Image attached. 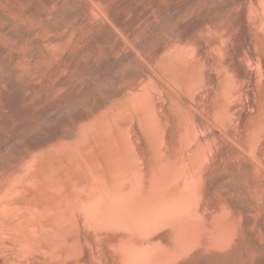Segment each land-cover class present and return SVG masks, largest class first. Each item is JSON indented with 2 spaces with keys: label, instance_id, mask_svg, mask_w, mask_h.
Returning <instances> with one entry per match:
<instances>
[{
  "label": "bare ground",
  "instance_id": "bare-ground-1",
  "mask_svg": "<svg viewBox=\"0 0 264 264\" xmlns=\"http://www.w3.org/2000/svg\"><path fill=\"white\" fill-rule=\"evenodd\" d=\"M169 15L175 21L166 27ZM129 38L134 51L103 61L115 87L97 100L103 109L116 98L119 136L104 131L103 148L68 173L50 223L26 227L40 230V239L20 242L63 244L68 257L85 240L69 226L90 222L123 232L85 241L91 252L65 264H248L249 249L264 264V247L249 230L253 211L264 213V0H169ZM9 84L7 107L26 128L34 117L23 88ZM58 132L52 126L27 141L37 146ZM218 195L226 200L220 207ZM161 225L164 232L150 234Z\"/></svg>",
  "mask_w": 264,
  "mask_h": 264
},
{
  "label": "rangeland",
  "instance_id": "rangeland-1",
  "mask_svg": "<svg viewBox=\"0 0 264 264\" xmlns=\"http://www.w3.org/2000/svg\"><path fill=\"white\" fill-rule=\"evenodd\" d=\"M109 1L111 12L104 0H0L3 14L0 19V204H4L0 206V264L77 262L92 250L85 241L91 242L96 237L101 244L123 232L117 226L100 231L90 222L69 226L73 232L79 227L76 232L84 235L85 240L77 243L68 257L63 244L51 246L54 248L36 244L26 247L20 242L29 235L40 239V230L25 231L26 227L35 221L50 223L58 196L69 187L68 173L78 170L83 155L103 148L104 131L119 136L116 98L109 100V96L107 107H97L99 98L115 85L103 63L134 51L130 33L142 31L146 21L155 15L157 5L169 2ZM71 7L75 12L64 16V11ZM161 21L169 27L175 18L169 15ZM151 38L154 39V34ZM118 41L124 46L115 45ZM10 81L22 86V103L34 117L26 128H17V118L7 107ZM52 126L59 131L54 139L33 147L28 143L29 137L45 135ZM143 129L141 126L143 138L149 140V132ZM223 202L226 200L218 195L215 205L220 207ZM260 213L253 211L249 230L264 247V225H259L264 213ZM166 229L161 225L150 234ZM257 256L258 251L249 249L247 263L255 264ZM112 258L116 257L112 255ZM115 261L118 262L117 258Z\"/></svg>",
  "mask_w": 264,
  "mask_h": 264
}]
</instances>
